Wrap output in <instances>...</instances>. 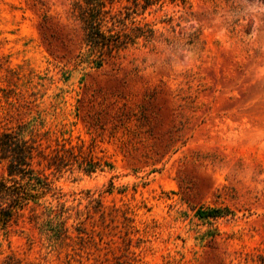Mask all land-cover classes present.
Returning a JSON list of instances; mask_svg holds the SVG:
<instances>
[{
  "label": "rangeland",
  "instance_id": "374dc122",
  "mask_svg": "<svg viewBox=\"0 0 264 264\" xmlns=\"http://www.w3.org/2000/svg\"><path fill=\"white\" fill-rule=\"evenodd\" d=\"M116 1L155 41L97 67L67 0H0V132L102 164L36 166L0 264H264V0Z\"/></svg>",
  "mask_w": 264,
  "mask_h": 264
},
{
  "label": "trees",
  "instance_id": "16d2710c",
  "mask_svg": "<svg viewBox=\"0 0 264 264\" xmlns=\"http://www.w3.org/2000/svg\"><path fill=\"white\" fill-rule=\"evenodd\" d=\"M67 1L70 4V14L82 32V45L88 56L94 58L93 62L97 67L108 60L119 59L121 52L136 45L139 40L145 45L155 41V32L148 24L143 26L134 22L128 24L130 14L115 11L116 0ZM24 129L26 126L0 132V164L4 167V175L0 177L1 230L23 218L26 212H32L40 207L39 201L52 190L48 177L37 170L36 166H42L43 171L51 172H60L74 165L86 173L102 169L100 160L82 158L80 152L76 153L73 147L60 146L46 153L40 149L35 138L32 136L26 138L23 135ZM103 165L107 166L105 163ZM62 214L63 212L49 211L46 215L50 219L47 220L48 233L55 239L67 238L65 222L58 221ZM1 264L33 263L7 256Z\"/></svg>",
  "mask_w": 264,
  "mask_h": 264
}]
</instances>
